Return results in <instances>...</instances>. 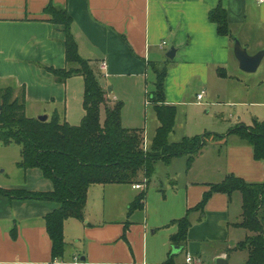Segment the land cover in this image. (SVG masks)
I'll return each mask as SVG.
<instances>
[{
	"label": "crops",
	"instance_id": "obj_1",
	"mask_svg": "<svg viewBox=\"0 0 264 264\" xmlns=\"http://www.w3.org/2000/svg\"><path fill=\"white\" fill-rule=\"evenodd\" d=\"M50 1L0 0V87L14 85L16 96L25 90L29 117L50 118L57 112L67 120L71 108L74 111L79 106V82L74 79L79 75L60 82L46 69L66 66L64 26L51 22V16L44 12ZM52 2L72 16L79 53L104 74L106 83L101 84H113L109 97L123 102L122 124L143 129L148 146L159 126L155 109L147 102L153 74L149 61L169 59L165 98L178 109L171 142L205 133L226 135L238 125L264 120V57L257 69L263 68L261 75L250 77L246 96H239L235 40L219 34L217 24L209 19L210 11L221 3L227 10L232 35L254 55L264 49V1ZM171 48L175 49L172 59L167 56ZM103 62L107 64L105 70ZM191 86L199 89L195 97L200 104L205 99L217 103L226 99L224 103L234 106L230 116L235 120L220 125L219 132H206L211 127L209 122H197L187 108ZM202 91L205 94L199 101ZM128 102L136 103L134 113L133 109L126 112ZM18 162L21 171L15 172L14 179L0 180V187L53 189L41 169L24 170ZM227 174L248 182L264 181V160L256 159L253 146L236 135L211 138L191 163L187 155L157 161L151 179L141 183L142 188L135 183L93 184L84 220L65 221L62 258H53L45 219L60 204L0 195V264H189L188 255L196 260L193 264H216L219 257L225 258L226 264L244 263L246 250L228 252L248 235L236 224L242 218L239 192L231 197L214 193L203 214L190 212L192 224L185 246L171 241L178 231V225L171 222L185 216L202 200L209 184L222 181ZM143 190L146 198L142 206L129 213L131 202ZM68 235L73 243L67 241Z\"/></svg>",
	"mask_w": 264,
	"mask_h": 264
},
{
	"label": "trees",
	"instance_id": "obj_2",
	"mask_svg": "<svg viewBox=\"0 0 264 264\" xmlns=\"http://www.w3.org/2000/svg\"><path fill=\"white\" fill-rule=\"evenodd\" d=\"M44 12L51 16V22L64 26L66 35V66L46 69L60 82L72 76H83L85 114L77 125L62 119L57 112L45 121L29 117L25 112V90L16 96L14 85L0 87V145L18 144L21 147L19 167L24 170L39 168L53 183L51 191L0 187V195L11 199L52 200L60 204L45 218L52 239L53 258H62L65 254V221L68 218L84 220L88 191L93 184L143 183L151 179L157 161L187 155L191 163L211 138L219 140L229 135H236L252 145L255 158L264 160V120L238 125L226 135L205 133L186 136L178 142L170 141L178 109L165 98L169 59L162 63L148 62L155 79L147 92V102L155 109L159 121L148 146L143 129L127 128L122 124L123 102L110 99V92L99 81L93 63L80 55L72 33V16L65 8L55 6L52 0ZM209 19L217 24L219 34L235 39L227 10L221 3L210 11ZM209 187L194 208L171 222L178 225V231L171 237L172 243L185 246L192 224L190 212L198 210L203 214L214 193L231 197L239 192L242 218L236 224L244 227L248 235L228 252L246 250L248 258L240 264H264V181L248 182L235 174H227L222 181L211 183ZM145 198L146 190H143L131 202L129 213L141 207Z\"/></svg>",
	"mask_w": 264,
	"mask_h": 264
},
{
	"label": "rangeland",
	"instance_id": "obj_3",
	"mask_svg": "<svg viewBox=\"0 0 264 264\" xmlns=\"http://www.w3.org/2000/svg\"><path fill=\"white\" fill-rule=\"evenodd\" d=\"M262 71H263V68H260V70H257L255 72H245L244 70L240 68L239 70L240 75H238L239 79L241 80V82H238L239 96H246V91H247V88H246L247 86H245L246 83L249 82L250 77H259ZM96 73L98 75L99 81L103 83V85H105L106 77L104 76V74L99 69H97ZM154 78H155L154 74H151V79L149 82L150 88L153 87ZM74 79L77 83L79 82V84L77 85V90L79 94V99H77V104H79V106H77V108H75L74 111L71 108L70 116L67 117V121L71 124L77 125L81 123L82 118L85 114L84 107H83L84 78L83 76L79 75L77 78H74ZM107 87H113V84L108 83ZM198 90L199 89L192 88L191 86V92H190L189 99H188V101L191 103L187 108H189V112H191V116H196L195 119L197 120V122L199 121L209 122L211 127L206 132L212 131V130L215 132H219L218 130L220 128L219 127L220 125L229 124L230 122L232 123L235 120L234 118L230 116L232 111L234 110L233 108L234 106H230L227 103H224L226 102V99H219L220 103H217L213 101L212 99H209V100L205 99L200 104L197 101V98L195 97L196 92H198ZM192 94L194 95L195 98L193 97ZM205 101H207V103ZM126 104L127 105H124L126 112L130 113V111L133 109L131 112L134 113L136 103L133 104L132 102L130 103L128 102ZM19 149H21V147L15 143L10 144L8 146L0 145V180L1 181H5V180L8 181L11 178L14 179L15 172L21 171L19 168H17V162L21 158V155H19ZM71 240L73 239H71L70 235H68L67 241L70 243L71 242L73 243V241Z\"/></svg>",
	"mask_w": 264,
	"mask_h": 264
},
{
	"label": "water",
	"instance_id": "obj_4",
	"mask_svg": "<svg viewBox=\"0 0 264 264\" xmlns=\"http://www.w3.org/2000/svg\"><path fill=\"white\" fill-rule=\"evenodd\" d=\"M235 45H234V52L239 61L240 68L246 72H255L257 71L263 57H264V49L259 51L254 55H250L247 49L241 44L238 38H235ZM175 55V49L171 48L167 56L168 58L172 59ZM108 90H111L110 87ZM40 120H47V115H41L38 117ZM227 261L223 257H219L216 259V264H226Z\"/></svg>",
	"mask_w": 264,
	"mask_h": 264
},
{
	"label": "built area",
	"instance_id": "obj_5",
	"mask_svg": "<svg viewBox=\"0 0 264 264\" xmlns=\"http://www.w3.org/2000/svg\"><path fill=\"white\" fill-rule=\"evenodd\" d=\"M259 1H264V0H259ZM166 44L165 42L163 43V45ZM107 68V64L106 62H103L102 63V69L105 70ZM204 94H205V91H202L199 95H198V100L201 101L204 97ZM138 188H142L144 186V184H141V183H138L136 185ZM187 263L189 264H193L196 262V260L191 256V255H188L187 256V259H186Z\"/></svg>",
	"mask_w": 264,
	"mask_h": 264
}]
</instances>
